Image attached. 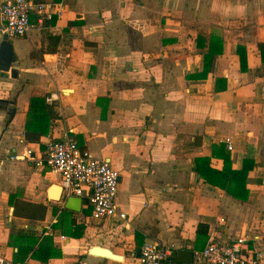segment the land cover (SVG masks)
Returning a JSON list of instances; mask_svg holds the SVG:
<instances>
[{"label": "crops", "instance_id": "obj_1", "mask_svg": "<svg viewBox=\"0 0 264 264\" xmlns=\"http://www.w3.org/2000/svg\"><path fill=\"white\" fill-rule=\"evenodd\" d=\"M42 1L62 4L61 15L32 14L29 34L10 37L18 78L0 70V254L9 264H137L145 242L161 241L179 264H208L199 252L210 240L245 237L264 264V0ZM35 97L56 117L40 119ZM67 129L118 170L127 219H95L84 200L66 208L61 176L22 157ZM249 158L242 200L221 171ZM22 202L46 205L45 217L18 214ZM64 208L85 226L79 236L56 227ZM200 223L209 231L199 239ZM29 237L61 256L33 257ZM96 245L122 258L90 253Z\"/></svg>", "mask_w": 264, "mask_h": 264}, {"label": "built area", "instance_id": "obj_2", "mask_svg": "<svg viewBox=\"0 0 264 264\" xmlns=\"http://www.w3.org/2000/svg\"><path fill=\"white\" fill-rule=\"evenodd\" d=\"M63 5L42 0H3L0 3V33L9 37H22L29 34L34 25L32 14L38 15L43 23L54 13L61 15ZM228 149L233 150L231 140L227 139ZM23 158L34 167L43 171L48 169L62 179L66 196L81 197L91 207L95 219H106L118 215L127 219L120 211L116 198L118 194L119 172L110 161L99 159L83 149L67 129L61 138L48 141L46 150L41 154L29 148ZM199 256L208 264H260L261 253L254 252L247 245V238H236L230 242L210 240ZM0 264H9L0 254ZM137 264H179L173 257L169 246L161 241L145 242L140 248Z\"/></svg>", "mask_w": 264, "mask_h": 264}, {"label": "trees", "instance_id": "obj_3", "mask_svg": "<svg viewBox=\"0 0 264 264\" xmlns=\"http://www.w3.org/2000/svg\"><path fill=\"white\" fill-rule=\"evenodd\" d=\"M262 51V59L264 61V45L261 46ZM214 54L213 50L210 49L209 56H206V63L204 71L207 73L213 64V58L212 55ZM44 98L42 97H35L33 99V104H36L35 112L38 115L40 111H42V114L40 116V119H43L45 117L47 118H54L56 117V113L52 111L51 106L44 103ZM40 102H43V108H38V105ZM227 164L224 167V169L221 171V174L223 173L227 180L226 189L229 194L242 199L246 200L248 196V188L246 187V181L248 178V174L250 170L255 166V160L254 159H245L243 166L241 169L234 170L231 168V163L229 159H226ZM206 162H208L206 160ZM201 173L206 177V179H210L208 175L204 173L202 170ZM211 182H213L212 179H210ZM20 208L17 209V213L23 214L27 217H31L34 219H43L45 217L47 206L44 204H34L29 202H22L19 206ZM88 210V208H87ZM64 214L60 217L58 224H56V227H62L65 230L67 229L70 235H74L76 233V230L82 231V229L85 226L79 225L76 228H74L76 224V219L72 217L73 211L68 210L66 208L63 209ZM86 214H91L90 211H85ZM209 231V225L207 223H200L197 229V235L198 238H205ZM79 233H76L79 236ZM30 240H32V246L30 247V252H32V256L35 258H38L43 261L49 260L51 257L61 256V251L56 249L52 246V244L46 243L44 240L39 241V239L34 237H29ZM26 247V246H25Z\"/></svg>", "mask_w": 264, "mask_h": 264}, {"label": "water", "instance_id": "obj_4", "mask_svg": "<svg viewBox=\"0 0 264 264\" xmlns=\"http://www.w3.org/2000/svg\"><path fill=\"white\" fill-rule=\"evenodd\" d=\"M15 61H16V53L14 50L13 43L10 40L9 35L7 33H4L2 36V40L0 42V70L11 71V76L13 78H18V69L16 66H13ZM58 187L62 192L63 187L60 185ZM82 204H83V199L81 197L70 196L66 200L65 207L68 209L81 211ZM90 253L101 254L115 259L122 258V256L114 253L112 250L98 245L92 246L90 248ZM138 253L140 254V250L138 251Z\"/></svg>", "mask_w": 264, "mask_h": 264}]
</instances>
